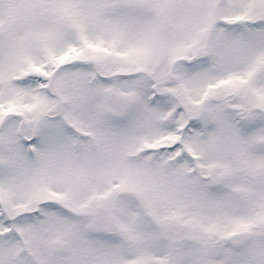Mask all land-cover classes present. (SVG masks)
<instances>
[{
  "label": "snow or ice",
  "instance_id": "6c2138e0",
  "mask_svg": "<svg viewBox=\"0 0 264 264\" xmlns=\"http://www.w3.org/2000/svg\"><path fill=\"white\" fill-rule=\"evenodd\" d=\"M0 264H264V0H0Z\"/></svg>",
  "mask_w": 264,
  "mask_h": 264
}]
</instances>
